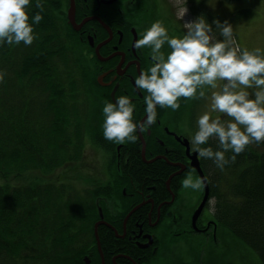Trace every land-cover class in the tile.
<instances>
[{"label": "flooded vegetation", "instance_id": "1", "mask_svg": "<svg viewBox=\"0 0 264 264\" xmlns=\"http://www.w3.org/2000/svg\"><path fill=\"white\" fill-rule=\"evenodd\" d=\"M43 4L41 16L50 23L46 26L56 28L54 34L72 55L79 73L76 91L80 87L91 101L93 134H103V104L121 94L137 102L133 119L143 120L141 92L135 90L133 78L148 67L149 50L135 49L132 42L157 19L170 35L181 34L184 27L177 9L169 0H43ZM38 11L33 5L29 14ZM32 89L39 112L49 94L40 82ZM199 106L158 107L156 123L135 132V140L113 143L104 139L95 145L98 157L84 177L91 185L85 196L93 201L95 220L93 235L79 239L82 259L87 256L89 264H172L170 248L191 245L194 236L215 246L220 228L212 197L216 177L209 178L210 163L190 152L187 143ZM156 164L165 172L154 179L135 176L138 166ZM200 171L207 179L209 198L195 218L204 184L193 190L182 187L180 181L188 172L202 178Z\"/></svg>", "mask_w": 264, "mask_h": 264}, {"label": "trees", "instance_id": "2", "mask_svg": "<svg viewBox=\"0 0 264 264\" xmlns=\"http://www.w3.org/2000/svg\"><path fill=\"white\" fill-rule=\"evenodd\" d=\"M44 19L42 16L43 23L34 26L37 37L31 45L0 46V69H4L0 78V264H82V251L71 249V242L77 239L75 233L81 237L92 234L95 220L92 204L80 207L84 200L81 192L91 186L85 183L81 161L84 132L77 121L72 143L64 134L62 126L69 129L65 99L73 95L61 87V75L54 76L53 47L59 48L60 42H51L57 30L46 26L50 23ZM44 50L49 54L45 55ZM36 78L54 97L48 109L64 119L62 123L54 120L41 134H37V122L31 116L33 96L26 91L36 88ZM70 87L72 91L76 85L71 83ZM89 123L92 143L103 142V134L91 131L93 118ZM212 144L215 146V141ZM263 146L264 142L246 146L223 169L205 159L210 163L207 175L210 179L216 177L212 197L216 199L222 237L205 260L208 264L211 260L214 264H238L250 250L256 254V264H264V152L255 148ZM55 171L62 175L53 181ZM161 171L165 172L158 164L142 165L134 174L139 179H154ZM60 187L68 189L71 197L63 195ZM63 209L70 213L66 219L61 216ZM56 233L58 237L48 246ZM226 235L229 240H223ZM201 259L199 255L198 263Z\"/></svg>", "mask_w": 264, "mask_h": 264}, {"label": "clouds", "instance_id": "3", "mask_svg": "<svg viewBox=\"0 0 264 264\" xmlns=\"http://www.w3.org/2000/svg\"><path fill=\"white\" fill-rule=\"evenodd\" d=\"M33 5L40 11L30 16ZM43 7V0H0V46L31 45ZM187 11L185 7L178 15L184 26L181 34L170 35L158 19L137 33L132 46L147 48L150 59L133 78L144 117L133 119L137 102L132 97L115 96L101 108L103 137L113 143L135 140V132L156 123L158 107L176 110L180 98H204L205 110L196 115L187 136L189 151L223 169L246 146L264 142V48L237 44L228 19L209 21L201 14L184 20ZM3 74L0 69V78ZM180 183L196 190L204 178L188 172Z\"/></svg>", "mask_w": 264, "mask_h": 264}, {"label": "rangeland", "instance_id": "4", "mask_svg": "<svg viewBox=\"0 0 264 264\" xmlns=\"http://www.w3.org/2000/svg\"><path fill=\"white\" fill-rule=\"evenodd\" d=\"M174 9H177V13L182 11L179 6L181 3L185 7H187L188 11L185 13L184 20H192L195 19L198 15L204 14L207 16L208 20L211 21L213 18H219L221 20L228 19L231 23H233L234 28V35L236 37L237 44L241 46H247L249 48L253 46H261L264 48V0H192L194 3H191L190 0H169ZM184 7V8H185ZM183 8V9H184ZM180 9V11L178 10ZM183 26V25H182ZM184 27V26H183ZM63 63L60 57H56L55 62H59L61 64L62 72V79L61 85H67V89L70 90L71 81L75 78L79 79V73L75 69L73 63L71 62V55L66 51L63 50ZM67 69V70H66ZM66 70V71H65ZM55 74V73H54ZM59 76V75H58ZM69 78V79H64ZM79 93H77L76 89L70 90L69 95H73L72 98H66L65 102L68 103L69 112H68V119H69V130L64 127L65 129L64 134L68 133V139L70 143L74 141V123L77 124V121L80 122L84 137L81 139L82 142L85 143L82 149V164L84 166V161L93 162L97 159V151L92 148L90 145L89 137L92 138V134L89 133L88 124H90V120L93 117V112L91 110V101L84 96L81 92V88L78 89ZM49 94V100L46 103H53L51 100L54 98L51 93ZM181 103L185 106L195 105L200 103L198 108V114L205 110L206 101L204 98H180ZM35 102V101H34ZM38 102H44L42 100H38ZM58 103V101H55ZM197 109V105L193 107V111ZM37 113V111H36ZM218 113H213V115H217ZM222 115V114H220ZM47 118L54 119L53 116L49 115ZM40 118H36L37 122V134H41L40 131H46L49 129L52 124L44 123L38 121ZM71 121V122H70ZM92 131V127H91ZM44 134V133H43ZM259 152H264L263 147H255ZM60 171H56L53 174V179H58L61 173ZM84 176V175H83ZM63 195L65 194L66 197H71L68 193V189L65 187H60ZM76 189V188H75ZM79 190V189H77ZM73 213V212H72ZM71 213V214H72ZM70 213L63 209L61 212V216L66 219L69 217ZM51 225V224H50ZM50 225H46L50 227ZM47 229V228H46ZM74 230L71 232L70 237L71 239L74 237ZM48 234V233H46ZM58 237L56 233L48 243V246L53 243L54 239ZM195 241L191 244L186 246L183 245H176L170 248V255L172 264H180L181 262L188 263V264H197L198 263V248L202 246L203 250L199 252L202 258V264H208V261L205 262L206 259L210 257V251L214 250L216 247L212 246L210 242L202 237L194 236ZM224 240V239H223ZM226 240H229V236L226 235ZM80 240L71 245V249H76L80 247L79 245ZM221 243V240L218 242ZM201 244V245H200ZM224 245V244H222ZM246 246V245H245ZM247 247V246H246ZM226 248V247H225ZM223 248V251L225 250ZM248 248V247H247ZM249 249V248H248ZM250 250V249H249ZM251 251V250H250ZM248 252V255H243L246 260L242 258L239 260L238 264H246L245 261H248L250 264H256V254L254 252ZM217 258V257H215ZM211 263L214 264V262Z\"/></svg>", "mask_w": 264, "mask_h": 264}, {"label": "water", "instance_id": "5", "mask_svg": "<svg viewBox=\"0 0 264 264\" xmlns=\"http://www.w3.org/2000/svg\"><path fill=\"white\" fill-rule=\"evenodd\" d=\"M71 14H73V11H72ZM200 174H201V176L203 177V174H202L201 172H200ZM204 184H205V195H204V199H203V202H202V204L200 205L198 211H197L196 214H195V218H196V217L198 216V214L202 211V209H203V207H204V205H205V203H206V201H207V198H208V191H207V187H206V183H205V181H204ZM85 263H86V264L89 263L88 258H85Z\"/></svg>", "mask_w": 264, "mask_h": 264}]
</instances>
